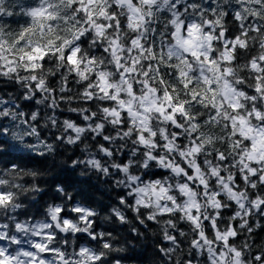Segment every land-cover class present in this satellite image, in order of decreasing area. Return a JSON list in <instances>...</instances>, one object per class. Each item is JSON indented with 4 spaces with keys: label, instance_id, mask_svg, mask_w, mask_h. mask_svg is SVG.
<instances>
[{
    "label": "clouds",
    "instance_id": "clouds-1",
    "mask_svg": "<svg viewBox=\"0 0 264 264\" xmlns=\"http://www.w3.org/2000/svg\"><path fill=\"white\" fill-rule=\"evenodd\" d=\"M0 264H264V0H0Z\"/></svg>",
    "mask_w": 264,
    "mask_h": 264
}]
</instances>
